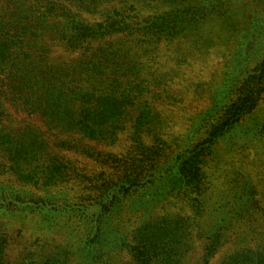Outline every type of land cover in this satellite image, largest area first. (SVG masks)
Listing matches in <instances>:
<instances>
[{
    "label": "trees",
    "instance_id": "obj_1",
    "mask_svg": "<svg viewBox=\"0 0 264 264\" xmlns=\"http://www.w3.org/2000/svg\"><path fill=\"white\" fill-rule=\"evenodd\" d=\"M0 264H264V0H0Z\"/></svg>",
    "mask_w": 264,
    "mask_h": 264
}]
</instances>
